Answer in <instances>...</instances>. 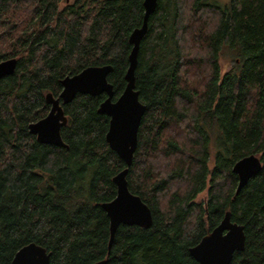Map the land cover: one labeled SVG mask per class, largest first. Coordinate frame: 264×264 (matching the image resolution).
I'll list each match as a JSON object with an SVG mask.
<instances>
[{"label":"trees","instance_id":"obj_1","mask_svg":"<svg viewBox=\"0 0 264 264\" xmlns=\"http://www.w3.org/2000/svg\"><path fill=\"white\" fill-rule=\"evenodd\" d=\"M143 2L0 0V61L17 60L0 80V264L29 243L50 264H198L190 248L227 211L246 236L231 264H264V0H157L135 70L146 111L127 174L153 224L120 225L110 250L102 204L125 164L97 112L106 95L62 105L66 147L29 130L50 110L46 95L59 97L62 80L88 66L111 65L121 95ZM224 49L235 59L221 73ZM250 154L262 169L236 193L233 165Z\"/></svg>","mask_w":264,"mask_h":264},{"label":"water","instance_id":"obj_2","mask_svg":"<svg viewBox=\"0 0 264 264\" xmlns=\"http://www.w3.org/2000/svg\"><path fill=\"white\" fill-rule=\"evenodd\" d=\"M143 5L145 12L142 24L135 28L129 36V43L132 47L124 77L126 85L121 95L114 100L113 85L108 81V75L112 71L111 65L88 66L81 72L66 76L62 80V91L59 97L48 93L46 95V102L50 105L48 114L29 125L30 132L36 136L38 142L66 147L61 137V128L67 124L68 120L62 105L72 102L78 94L106 95L97 112L109 117L106 141L125 164V168L113 177V183L116 186L115 197L102 204L109 218V250L120 225L147 229L153 224L150 208L138 195L130 191L127 180V174L138 146L139 126L146 111V105L140 100L136 89L135 70L140 43L148 30V19L156 9L157 0H144ZM16 65L15 58L0 61V80L12 75L16 70ZM261 169L262 161L255 154L247 155L236 161L232 168L233 173L238 177L236 193ZM245 241L244 227L233 222L230 212L227 211L219 225L203 236L189 251L198 264H231L234 253L244 250ZM50 256L51 253L47 252L44 247L29 243L15 253L12 264H50ZM106 263L107 259H104L94 264Z\"/></svg>","mask_w":264,"mask_h":264},{"label":"rangeland","instance_id":"obj_3","mask_svg":"<svg viewBox=\"0 0 264 264\" xmlns=\"http://www.w3.org/2000/svg\"><path fill=\"white\" fill-rule=\"evenodd\" d=\"M206 1L217 3L223 7H226L230 4V0H206ZM223 51H224V54H221L220 59H219L221 73H224L225 71H227L232 65L233 59H235V57L231 56V53L228 49H224ZM212 165H213V160L210 162V166ZM201 198H203V195L199 197V199Z\"/></svg>","mask_w":264,"mask_h":264}]
</instances>
